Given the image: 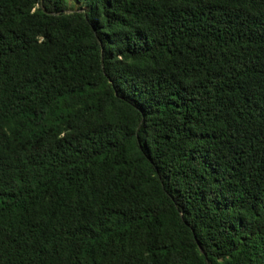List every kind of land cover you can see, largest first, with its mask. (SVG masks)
Instances as JSON below:
<instances>
[{
	"label": "trees",
	"instance_id": "1",
	"mask_svg": "<svg viewBox=\"0 0 264 264\" xmlns=\"http://www.w3.org/2000/svg\"><path fill=\"white\" fill-rule=\"evenodd\" d=\"M0 0V264H264V0Z\"/></svg>",
	"mask_w": 264,
	"mask_h": 264
},
{
	"label": "rangeland",
	"instance_id": "2",
	"mask_svg": "<svg viewBox=\"0 0 264 264\" xmlns=\"http://www.w3.org/2000/svg\"><path fill=\"white\" fill-rule=\"evenodd\" d=\"M69 2L75 8H78L80 5H82V7H85V5L81 4L80 2L74 1V0H69Z\"/></svg>",
	"mask_w": 264,
	"mask_h": 264
}]
</instances>
